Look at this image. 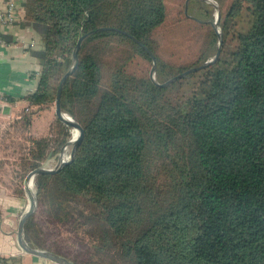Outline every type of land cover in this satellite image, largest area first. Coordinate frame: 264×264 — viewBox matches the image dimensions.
Wrapping results in <instances>:
<instances>
[{
    "label": "trees",
    "instance_id": "obj_1",
    "mask_svg": "<svg viewBox=\"0 0 264 264\" xmlns=\"http://www.w3.org/2000/svg\"><path fill=\"white\" fill-rule=\"evenodd\" d=\"M214 1L217 60L158 86L151 56L129 35L153 53L155 81L163 83L214 56L210 21L197 26L195 61L179 65L156 53L164 0H23L24 20L43 47L32 52L36 87L13 120L23 140L29 134L20 180L68 141L54 107L78 38L119 29L82 40L61 89L62 112L84 134L71 162L34 177L37 211L24 224L30 246L47 249L41 210L80 236L86 258L66 257L75 264H264V0ZM198 3L209 20L210 4ZM108 54L117 55L111 62ZM47 111L56 130L31 136L33 120ZM14 191L24 195L21 186Z\"/></svg>",
    "mask_w": 264,
    "mask_h": 264
},
{
    "label": "rangeland",
    "instance_id": "obj_2",
    "mask_svg": "<svg viewBox=\"0 0 264 264\" xmlns=\"http://www.w3.org/2000/svg\"><path fill=\"white\" fill-rule=\"evenodd\" d=\"M198 1L201 2L200 0H164L166 17L155 38L158 45L156 53L165 61L179 65H187L195 61L198 56L203 37H200L201 33L197 26L200 22H214L216 18V9L210 5L209 20H204L202 14L199 12V6L201 4ZM210 1L217 5L214 0ZM229 2L230 0H226L224 6ZM218 29L220 30V27ZM41 39L43 40L42 36ZM116 55L108 54L107 60L112 62ZM33 121V128L30 130L31 136H46L56 130L54 125L50 128L52 121L51 111L40 113ZM21 128L13 124V121L0 125V165L3 166L0 178L3 181H8L9 179L12 181L13 179L14 181L11 183V187L15 188H19V186L23 188V182L27 175L22 180L19 179L18 173L21 172L20 161L22 153L25 154L29 148V134L27 135V140H23L24 137L21 135ZM52 129L55 130L52 131ZM68 130L67 145L61 148L56 157L49 158L44 162L42 167L53 168L58 161L59 155L62 153L64 156L69 154L71 146L68 145V142L71 139L73 129L69 127ZM33 186L34 181L32 182V188ZM38 217V222L42 226V232L38 233V235L43 241L44 247H47L46 250L54 251L72 260H83L82 258H86L84 257L86 256L84 254L85 247L79 242L78 237L80 236L73 232H68L66 228L60 225L50 223L44 217L41 210L38 211Z\"/></svg>",
    "mask_w": 264,
    "mask_h": 264
},
{
    "label": "crops",
    "instance_id": "obj_3",
    "mask_svg": "<svg viewBox=\"0 0 264 264\" xmlns=\"http://www.w3.org/2000/svg\"><path fill=\"white\" fill-rule=\"evenodd\" d=\"M15 3L16 20L11 26L0 27V125L16 119L27 107L25 96L37 84L38 62L32 52L43 47L41 34L24 20L23 0ZM2 169L0 165V173ZM13 181L0 178V258L5 259V264H56L31 256L18 246L17 224L27 208V198L14 191Z\"/></svg>",
    "mask_w": 264,
    "mask_h": 264
},
{
    "label": "water",
    "instance_id": "obj_4",
    "mask_svg": "<svg viewBox=\"0 0 264 264\" xmlns=\"http://www.w3.org/2000/svg\"><path fill=\"white\" fill-rule=\"evenodd\" d=\"M203 2H206L208 4H210L211 6H213L216 9V18L214 22H211L212 27L214 28V31L218 37V42H217V48H216V52L214 54L213 57H211L208 60H205L204 62H202L201 64H198L196 66H193L179 74H177L176 76L170 78L169 80L163 82V83H157L155 81V77H154V72H155V66H156V60L155 57L153 55V53L142 43H140L137 39H135L133 36L129 35L130 38H132L136 43L140 44L143 48L146 49V51L148 52V54L151 56L152 58V67L150 69L149 72V77L150 79L153 81L154 84L158 85V86H165L167 84H169L170 82L179 79L189 73H192L194 71H198L201 70L211 64H213L220 53V49H221V45H222V33L221 31L218 29L219 27V19H220V10L218 8L217 5H215L213 2H211L210 0H201ZM103 30H119L116 28H112V27H100L96 30H92L89 31L85 34H82L77 42L76 45L74 47L73 50V54H72V58H73V64L70 67V69L63 75V77L61 78L60 82H59V86H58V90H57V96H56V101H55V107H54V113L56 115V117L62 122L64 123L66 126L76 130L78 132V137L76 142L71 146L70 152L68 154V158L63 160L61 159V155L58 156V161L56 163V165L53 168H45V167H38L35 168L33 170H31L30 172L27 173V175L25 176L24 182H23V190L25 192V196L27 198V208L25 209V211L22 213V215L20 216V219L18 221L17 224V230H16V240H17V244L18 246L21 248V250L31 256L37 257V258H41V259H45L48 261H51L53 263L56 264H75L74 262H72L71 260L67 259L66 257L62 256V255H58L50 250H46V249H40V248H36V247H32L30 246L24 239V224L27 221V219L32 216L37 208V201H36V196L35 193L33 191L32 188V182L34 180V177L36 174L39 173H43V174H53L55 172H57L59 169H61L63 166H65L66 164H68L69 162L72 161V159L74 158L75 152L77 147L79 146V144L81 143V140L83 138V128L81 127L80 124H78L76 121H74V119L71 116L66 115L65 113L62 112L61 107H60V93H61V89L67 79V77L73 73V71L75 70L77 63H78V58H77V53L79 50V47L81 45L82 40L87 37L88 35H91L95 32L98 31H103ZM125 34H127L126 32H123ZM70 142V141H69ZM68 142V143H69ZM67 145V144H66ZM65 145V146H66Z\"/></svg>",
    "mask_w": 264,
    "mask_h": 264
},
{
    "label": "built area",
    "instance_id": "obj_5",
    "mask_svg": "<svg viewBox=\"0 0 264 264\" xmlns=\"http://www.w3.org/2000/svg\"><path fill=\"white\" fill-rule=\"evenodd\" d=\"M0 1H1L0 3V27L11 26L17 18V13H16L17 8H16L15 0H0ZM0 43H3L1 38H0ZM1 97L2 95H0V98ZM63 156L61 155V159ZM67 158H68V155H66L65 159Z\"/></svg>",
    "mask_w": 264,
    "mask_h": 264
},
{
    "label": "bare ground",
    "instance_id": "obj_6",
    "mask_svg": "<svg viewBox=\"0 0 264 264\" xmlns=\"http://www.w3.org/2000/svg\"><path fill=\"white\" fill-rule=\"evenodd\" d=\"M77 137H78V132L76 130H72V136H71V139H70V142L68 145L72 146L76 140H77ZM63 154V153H62ZM66 156H63L62 159H65Z\"/></svg>",
    "mask_w": 264,
    "mask_h": 264
}]
</instances>
